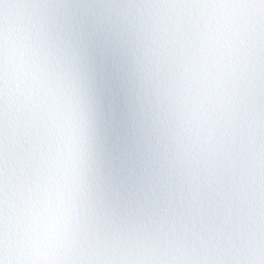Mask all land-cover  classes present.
I'll list each match as a JSON object with an SVG mask.
<instances>
[{
    "label": "snow or ice",
    "instance_id": "obj_1",
    "mask_svg": "<svg viewBox=\"0 0 264 264\" xmlns=\"http://www.w3.org/2000/svg\"><path fill=\"white\" fill-rule=\"evenodd\" d=\"M0 264H264V0H0Z\"/></svg>",
    "mask_w": 264,
    "mask_h": 264
}]
</instances>
